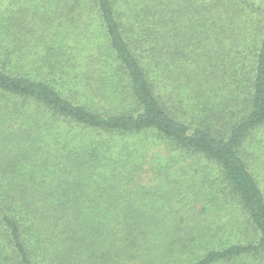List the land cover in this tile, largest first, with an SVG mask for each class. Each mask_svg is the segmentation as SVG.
<instances>
[{"label":"trees","instance_id":"1","mask_svg":"<svg viewBox=\"0 0 264 264\" xmlns=\"http://www.w3.org/2000/svg\"><path fill=\"white\" fill-rule=\"evenodd\" d=\"M0 264H264V0H0Z\"/></svg>","mask_w":264,"mask_h":264}]
</instances>
